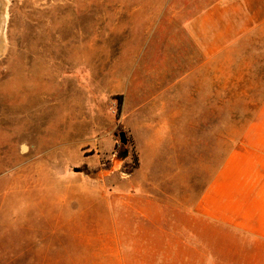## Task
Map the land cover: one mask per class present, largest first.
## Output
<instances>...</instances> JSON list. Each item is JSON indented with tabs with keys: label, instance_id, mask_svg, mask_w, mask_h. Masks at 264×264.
<instances>
[{
	"label": "rangeland",
	"instance_id": "rangeland-1",
	"mask_svg": "<svg viewBox=\"0 0 264 264\" xmlns=\"http://www.w3.org/2000/svg\"><path fill=\"white\" fill-rule=\"evenodd\" d=\"M192 2L0 0V264H189L161 231L133 241L121 200L133 109L185 62ZM260 98L218 97L207 114L236 138Z\"/></svg>",
	"mask_w": 264,
	"mask_h": 264
},
{
	"label": "crops",
	"instance_id": "crops-1",
	"mask_svg": "<svg viewBox=\"0 0 264 264\" xmlns=\"http://www.w3.org/2000/svg\"><path fill=\"white\" fill-rule=\"evenodd\" d=\"M191 4L185 62L147 89L162 99L133 109L138 164L121 202L133 241L161 231L189 264H264V0ZM233 96L261 97L236 138L233 121L207 114Z\"/></svg>",
	"mask_w": 264,
	"mask_h": 264
},
{
	"label": "water",
	"instance_id": "water-1",
	"mask_svg": "<svg viewBox=\"0 0 264 264\" xmlns=\"http://www.w3.org/2000/svg\"><path fill=\"white\" fill-rule=\"evenodd\" d=\"M120 136V140L123 144L127 143V135L125 131H120L119 133H117Z\"/></svg>",
	"mask_w": 264,
	"mask_h": 264
}]
</instances>
